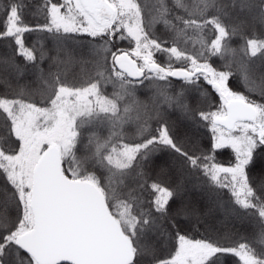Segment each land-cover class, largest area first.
<instances>
[{"label":"snow or ice","instance_id":"1","mask_svg":"<svg viewBox=\"0 0 264 264\" xmlns=\"http://www.w3.org/2000/svg\"><path fill=\"white\" fill-rule=\"evenodd\" d=\"M0 9V264H264V0Z\"/></svg>","mask_w":264,"mask_h":264},{"label":"trees","instance_id":"2","mask_svg":"<svg viewBox=\"0 0 264 264\" xmlns=\"http://www.w3.org/2000/svg\"><path fill=\"white\" fill-rule=\"evenodd\" d=\"M0 10H2V9H0ZM260 31H262V30L259 29V28H257V32L259 33ZM236 43H239V41L238 40H234V45ZM124 46L127 47V45H124ZM7 51H8L7 49H5L2 45H0V55L5 54ZM140 95H141V98H143V95H144L143 91L140 92ZM171 119L172 120H176L177 117L175 115H173L171 117ZM202 138L205 139V140H207V136L206 135L205 136H202ZM218 159H220V161L222 163L226 162V158L225 157H218ZM236 231H238L240 234H245V227L243 225L237 223V225H236Z\"/></svg>","mask_w":264,"mask_h":264}]
</instances>
